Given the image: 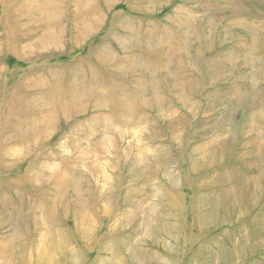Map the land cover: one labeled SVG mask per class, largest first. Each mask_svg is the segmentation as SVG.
Masks as SVG:
<instances>
[{"label": "rangeland", "instance_id": "rangeland-1", "mask_svg": "<svg viewBox=\"0 0 264 264\" xmlns=\"http://www.w3.org/2000/svg\"><path fill=\"white\" fill-rule=\"evenodd\" d=\"M0 264H264V0H0Z\"/></svg>", "mask_w": 264, "mask_h": 264}]
</instances>
